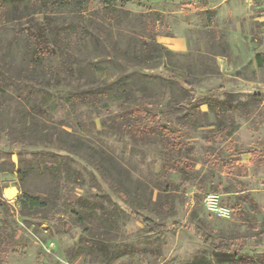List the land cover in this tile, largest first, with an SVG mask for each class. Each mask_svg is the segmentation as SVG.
Segmentation results:
<instances>
[{
  "label": "rangeland",
  "instance_id": "rangeland-1",
  "mask_svg": "<svg viewBox=\"0 0 264 264\" xmlns=\"http://www.w3.org/2000/svg\"><path fill=\"white\" fill-rule=\"evenodd\" d=\"M87 3L91 11L103 6ZM114 6L130 14L117 26L129 56L138 51L128 31L147 36L151 29L168 52L142 58L140 69L126 61L120 69L106 64L107 81L126 78L130 102L178 131V143L122 129L113 100L93 107L69 98L62 85L36 84L27 43L14 25H0V264H246L214 255L192 234L195 225L232 240L241 255L264 258V62L256 61L257 54L264 60V0H118ZM172 39L185 48L164 44ZM133 72L150 83L127 78ZM172 73L200 100L189 109L190 96ZM50 125L88 143L93 156L51 138ZM207 194L228 217L207 210ZM27 197L44 207L30 208ZM131 210L187 229L150 235Z\"/></svg>",
  "mask_w": 264,
  "mask_h": 264
},
{
  "label": "trees",
  "instance_id": "trees-1",
  "mask_svg": "<svg viewBox=\"0 0 264 264\" xmlns=\"http://www.w3.org/2000/svg\"><path fill=\"white\" fill-rule=\"evenodd\" d=\"M101 2L103 5L101 10L91 11L87 8V0H0V25H14L18 39L27 43L24 55L29 64L34 66L36 73L32 79H35L36 84L62 85L69 89V98L80 99L86 105L93 107L99 102L107 103L108 100H113L117 105L122 129L138 136L148 135V133L160 134L171 143L177 144L180 137L178 131L170 129L165 124L157 123L158 118L147 107L141 108L133 101L130 102L132 89H129L126 78L119 77L114 81H107L106 64L120 69L122 67L120 62L126 61L125 65L140 69L142 58L154 60L162 57L168 50L155 41L156 35L151 33V29L147 30V36L128 31L129 41L133 42L134 49L138 51L129 56L126 50L120 48L118 38H123L125 35L117 29L118 20L121 17H130L129 12L114 6L118 0H101ZM35 17L40 19L36 20ZM85 54L86 56L93 54L97 56V59L101 56L105 58L95 62H85L80 59V56ZM256 57L258 66H261L264 62L262 56L257 54ZM53 61L58 65H53ZM131 77L133 79L136 77L134 80L139 85L147 86L149 82V79H145V75L137 72L127 76V78ZM170 77L172 80L175 79L181 89L190 96L185 109H189L196 101H200L187 81L173 73ZM201 103L206 104V102ZM176 107L182 108V105L177 104ZM47 129L51 132L49 136L62 141L67 149H78L92 156L95 153L92 146L75 137L73 133L66 130L58 132L53 125ZM231 154L239 158L243 153L232 152ZM25 203L30 208L44 207V202L37 197H27ZM129 216L138 221L150 235L162 234L178 227L187 229V226H181L176 221L169 224L157 222L137 210H131ZM191 231L194 237L214 255L237 257L239 261L246 264H253L256 261L264 262L262 256L253 259V257L241 255L242 247L235 249L232 240L213 236L199 225H195ZM11 252L16 253L14 250ZM4 257L5 254L0 251V260Z\"/></svg>",
  "mask_w": 264,
  "mask_h": 264
},
{
  "label": "built area",
  "instance_id": "built-area-1",
  "mask_svg": "<svg viewBox=\"0 0 264 264\" xmlns=\"http://www.w3.org/2000/svg\"><path fill=\"white\" fill-rule=\"evenodd\" d=\"M204 205L210 212L220 216V217H228L229 210L223 207H220L217 204L216 197L213 194H207L204 198ZM69 264V263H66Z\"/></svg>",
  "mask_w": 264,
  "mask_h": 264
},
{
  "label": "crops",
  "instance_id": "crops-1",
  "mask_svg": "<svg viewBox=\"0 0 264 264\" xmlns=\"http://www.w3.org/2000/svg\"><path fill=\"white\" fill-rule=\"evenodd\" d=\"M170 44L164 42L168 47L174 48L176 51H182L185 48V43L182 39H172Z\"/></svg>",
  "mask_w": 264,
  "mask_h": 264
}]
</instances>
